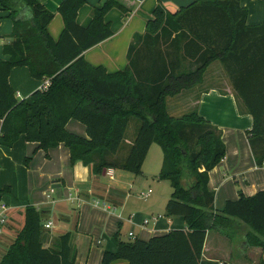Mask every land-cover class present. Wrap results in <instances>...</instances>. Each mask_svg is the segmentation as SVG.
<instances>
[{"label": "trees", "instance_id": "16d2710c", "mask_svg": "<svg viewBox=\"0 0 264 264\" xmlns=\"http://www.w3.org/2000/svg\"><path fill=\"white\" fill-rule=\"evenodd\" d=\"M86 3L61 2L64 28L55 39L48 29L55 14L42 0H0L13 21L11 40L3 45L7 58H0V144L12 146L21 135L45 151L63 143L72 163H94L101 172L120 166L106 155L119 151L130 120L137 118L141 125L121 167L140 175L150 146L158 142L164 152L158 177L173 188L166 212L183 216L188 229L119 241L116 252H104L101 264H200L211 229L264 252V189L251 196L240 191L238 199L216 209L208 183L226 155L222 131L198 112L177 118L167 110V97L201 83L208 66L220 60L253 116L248 139L257 164L264 165V21L249 24L241 0H194L174 12L160 2L145 32L135 35L128 65L109 72L84 52L114 34L106 19L111 9H131L121 0H105L82 25L78 12ZM15 67L51 78L50 86L19 99L9 80ZM71 118L86 126L88 137L67 128ZM7 191L0 188V200ZM41 216L36 206H26L23 228L0 264H76L71 232L46 246Z\"/></svg>", "mask_w": 264, "mask_h": 264}, {"label": "crops", "instance_id": "0c3cea01", "mask_svg": "<svg viewBox=\"0 0 264 264\" xmlns=\"http://www.w3.org/2000/svg\"><path fill=\"white\" fill-rule=\"evenodd\" d=\"M42 1L46 8L55 14L48 29L57 39L64 28L63 17L58 11L63 0ZM104 1L87 0L78 12L79 23L89 24L93 15V7L101 6ZM121 1L130 7L129 12L123 13L120 9L113 8L106 15V19L112 22L114 34L84 52L85 58L91 64L101 65L109 72L124 69L128 65L130 45L136 34L145 32L147 22L152 18L153 9L158 3L161 2L168 10L174 12L194 0ZM241 3L248 8L249 24L264 21V0H241ZM7 14L8 12L0 9L2 29L0 30V43L4 39L3 45L10 42L9 35L13 30V21H1ZM3 45L0 58H7L3 55ZM217 61L219 60L213 61L208 66L201 83L167 97V110L170 115L177 118L198 112L222 131L226 155L210 171L208 183L210 190L215 192L216 209L222 210L228 200L239 198L240 191L246 196H251L264 189V165L257 164L248 139L247 132L253 126V116L239 98L227 72ZM28 70L27 67H15L10 74V83L14 90L20 93L19 99L26 98L35 90L41 89L42 84L28 77V72L30 73ZM23 80L27 86L21 84ZM137 120L138 123L131 138L126 146L122 143L120 149L124 147L130 152L141 125L139 119ZM71 124L73 123L70 119L67 128ZM74 124H76L75 133L88 137L87 128L83 123L82 125ZM1 126L2 120L0 119V134ZM154 144L155 142L150 146L145 161ZM38 145L37 142L27 141L22 135L12 146L0 144V187L2 185L4 187L2 186L1 189L8 187L7 192L13 196L11 199L3 196V193L1 198V201L4 198L9 205V220L4 233L0 234L8 240L7 250L16 239L19 230L23 228L25 208L29 204L40 209L44 213L42 217L44 215L48 217L44 218V224L48 221L53 223L51 228H45L43 224L46 246H56L58 237L71 232L73 248L72 242L76 238V251L74 249L73 251L77 264H101L104 252L107 250L116 252L119 241L127 242L136 238L148 240L152 236L164 235L173 230L188 229L184 217L168 214L166 205L165 211L162 212L159 210L164 208L159 205L155 208L152 206L153 203L139 205L137 199L148 203L153 190L149 188L152 191L147 198H144L141 193L148 192L149 189L136 194L132 192L140 182V177L121 167L129 152L128 154L126 152V156H122L119 149L116 154L106 155L108 162L120 165L110 167L114 171L113 178H110L106 174V168L98 172L94 168V163L85 164L81 160L72 163L70 149L63 143L49 151L39 148ZM161 150L163 152V149ZM32 153L35 159L24 168L21 164L23 157ZM99 161L100 159L97 158L96 162ZM163 162L164 152L159 173ZM11 185L18 189V195L22 193L26 196L27 202H14ZM76 197L78 200L75 199ZM99 201L103 205L96 204ZM67 204L72 205L74 211H79L76 222L74 221L75 215L69 219L61 216V211L66 208ZM145 219L149 221L146 224ZM124 228L127 230L123 234ZM130 232L134 233L133 237L130 236ZM212 233H215L216 237L210 239ZM234 246H238V251L241 248L240 254L236 256L232 252ZM221 253L224 255L221 256ZM84 257L86 258L83 259ZM223 262L264 264V252L261 247L250 245L246 240L235 244L221 232L214 229L208 230L200 264H222ZM116 263L120 264V262L114 264Z\"/></svg>", "mask_w": 264, "mask_h": 264}, {"label": "rangeland", "instance_id": "374dc122", "mask_svg": "<svg viewBox=\"0 0 264 264\" xmlns=\"http://www.w3.org/2000/svg\"><path fill=\"white\" fill-rule=\"evenodd\" d=\"M1 21H3V22L10 21L11 22L12 20H11V18H8L7 16L6 17L4 16L1 19ZM0 30L2 31L1 27H0ZM4 41H5L4 39L1 40L0 50H1V46L3 45ZM4 56H6V55H4ZM189 62L190 61L184 62V64H183L184 65V69L187 68V66H189ZM217 63H219L221 66H223V64H222V62L220 60L217 61ZM223 68H224V66H223ZM223 70L226 72L225 68ZM28 75H29L28 77L30 79H32L33 81L39 82L40 84L43 83V79L35 78L29 72H28ZM21 84H23L24 86L25 85L27 86V83L25 82V80H23L21 82ZM71 121H72L73 124H71L68 129L70 131L76 132V124H74V123H79L80 125H82L81 124L82 122H80L79 120H76L74 118H71ZM137 123H138L137 119L134 118V119L131 120L129 128H128V131H127V134H126V138H125V140L123 142V143H125L124 144L125 146L127 144V141L131 138L132 133H133L135 127L137 126ZM22 136L25 139V136L24 135H22ZM156 148L158 149L157 152H156ZM161 149H162V147L160 146V144L158 142H155V144L153 145V147H152V149H151V151L149 153V156H148L147 160L145 161V164H144V166L142 168L143 173L138 176V177H140V182L135 186L134 191H132V192H134L136 194V193H139L141 191H147L149 188H151L153 190V192H152L151 196L148 198L149 199L148 201L150 203L149 202L146 203V202L141 201L139 199H137V202L139 203V205H142V204L143 205H147V204L151 205V203H153L152 206L155 207V208H157L158 205L162 206L164 209H162V210L160 209L161 211L159 210V212L165 211L166 202L171 197V194H172V191H173L171 182L168 179H160L158 177L159 170L161 168V164H162V161H163V152H162ZM126 152L128 154L129 151H126V149L124 147H122L120 149V154L122 156H124L126 154ZM34 159H35V157H34V155L32 153V154H30L28 156L23 157V160H22L21 164H22V166L24 168L28 167L30 165V162L33 161ZM11 189H12V191L14 193V202H17V203H20L22 201L27 202L25 195H23L22 193L21 194L19 193L20 195L17 194L18 193V189L16 187H13L11 185ZM3 196L10 197L11 199H13L12 194L8 193V192H5L3 194ZM3 202H5L8 205V203L5 201L4 198H3ZM99 204L103 205V203H101V202ZM39 211L41 212V214L43 213L40 209H39ZM155 214L158 215V213H155ZM72 215H75L74 216V221L76 222V217L79 215V211L78 210L74 211V208H72V205L67 204L66 208L61 211V216L63 218H65V219H69ZM161 215H163V213H161ZM44 218H48V217H46V215H44L43 217L41 216L42 224H44V220H45ZM126 230H127L126 228L123 229V231H122L123 234H124V232H126ZM210 237H211L210 239H212L213 237L215 238L216 234L212 233ZM7 241L8 240H7V238L4 235H0V260L4 256V254H5L6 250H7V247H6ZM74 241H75V243H74ZM72 244L74 245L73 246L74 251H76V238H75V240H73ZM239 250L241 251V248H239ZM240 251H238V246H234V248L232 247V252H233L234 256L240 254ZM221 254H222L221 256L224 255V253H221ZM85 258L86 257H84L83 259H85ZM116 264H119V263H116Z\"/></svg>", "mask_w": 264, "mask_h": 264}, {"label": "built area", "instance_id": "2783aa9c", "mask_svg": "<svg viewBox=\"0 0 264 264\" xmlns=\"http://www.w3.org/2000/svg\"><path fill=\"white\" fill-rule=\"evenodd\" d=\"M51 84V78H44V81L41 85V89L45 90L47 89ZM17 97H20V93H16ZM113 169L109 168L106 170V174L110 177L113 178ZM151 189L148 190V192H142L141 195L144 198H147L149 196V194L151 193ZM76 200H78V197L75 198ZM96 204H99V202H97ZM9 220V206L0 200V234L4 233V229L8 223ZM148 219H145L144 223H148ZM52 221H48L44 224L45 228H51L52 227ZM130 236L133 237L134 233L130 232Z\"/></svg>", "mask_w": 264, "mask_h": 264}]
</instances>
